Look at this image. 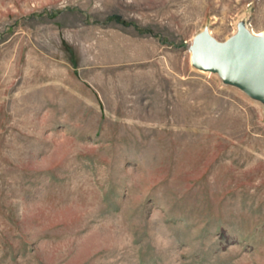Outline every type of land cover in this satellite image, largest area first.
<instances>
[{
    "label": "rangeland",
    "instance_id": "rangeland-1",
    "mask_svg": "<svg viewBox=\"0 0 264 264\" xmlns=\"http://www.w3.org/2000/svg\"><path fill=\"white\" fill-rule=\"evenodd\" d=\"M264 0H0V264H264V99L191 62Z\"/></svg>",
    "mask_w": 264,
    "mask_h": 264
},
{
    "label": "water",
    "instance_id": "water-1",
    "mask_svg": "<svg viewBox=\"0 0 264 264\" xmlns=\"http://www.w3.org/2000/svg\"><path fill=\"white\" fill-rule=\"evenodd\" d=\"M189 48L195 68L217 73L224 82L264 99V35L247 32L222 43L202 34Z\"/></svg>",
    "mask_w": 264,
    "mask_h": 264
},
{
    "label": "bare ground",
    "instance_id": "bare-ground-1",
    "mask_svg": "<svg viewBox=\"0 0 264 264\" xmlns=\"http://www.w3.org/2000/svg\"><path fill=\"white\" fill-rule=\"evenodd\" d=\"M252 34L253 35H257V36H262V35H264V32H258V33H256V32H252Z\"/></svg>",
    "mask_w": 264,
    "mask_h": 264
}]
</instances>
